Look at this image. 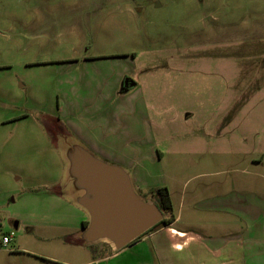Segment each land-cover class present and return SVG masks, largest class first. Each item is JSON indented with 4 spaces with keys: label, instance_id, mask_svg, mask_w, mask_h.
<instances>
[{
    "label": "rangeland",
    "instance_id": "374dc122",
    "mask_svg": "<svg viewBox=\"0 0 264 264\" xmlns=\"http://www.w3.org/2000/svg\"><path fill=\"white\" fill-rule=\"evenodd\" d=\"M249 2L30 0L24 31L22 20L0 28V240L12 231L14 243L32 244L31 225L45 235L39 227L54 222L45 214L73 207L72 198L69 205L48 192L67 196L66 181L76 190L71 167L79 147L122 167L145 203L157 205L151 191L167 187L176 214L185 222L196 217L201 231H217L202 226L216 221L213 214H195L196 204L233 187L263 197L264 162L247 167L264 152L263 135L259 142L231 135L216 142L215 136L221 121L246 123L222 116L231 97L241 102L253 95L260 57L232 50L230 38L220 53L225 38L214 21L227 27L250 21ZM124 74L125 81L138 80L137 101L92 102L108 80L115 86ZM118 117L105 141L91 127L95 119ZM123 122L133 125L125 129ZM246 168L254 174L242 173ZM10 255L1 250L0 264L16 262Z\"/></svg>",
    "mask_w": 264,
    "mask_h": 264
},
{
    "label": "crops",
    "instance_id": "0c3cea01",
    "mask_svg": "<svg viewBox=\"0 0 264 264\" xmlns=\"http://www.w3.org/2000/svg\"><path fill=\"white\" fill-rule=\"evenodd\" d=\"M249 4L253 6L251 12L254 16L250 18V21L239 23L238 20L231 23L230 27L220 22L219 18L214 21L216 33L220 39L225 38V42L220 44V53H223L225 46L230 45L226 42L230 38V42L234 44V46L230 45L232 50L237 52L240 48H246L251 51V54L261 58H258L256 76H253V95L249 98L244 97L241 102L238 99L233 101L231 97V102L227 104H232V108L228 112L229 107L226 104L227 113L222 116V119L226 116H231L235 120L240 118L246 120V123L234 122L235 124L229 126L225 120L221 121L216 127L215 136L216 142H218V136L222 139L223 136L230 135L232 137L250 136L252 139L257 137L255 142H259L261 140L259 137L263 135V149L264 0H250ZM218 69H222V73L226 72L222 62L218 64ZM126 77L127 75L124 74L115 86H112L111 80H108L97 93L98 97H94L92 102L99 98L103 99V103H113L120 99L124 103L137 101L135 97L138 93V80L134 81L129 78V87L126 88L124 80ZM222 102L223 99L219 106L220 112H222ZM239 106L242 111L238 117L236 111H239ZM108 119H95L91 126L96 131L102 130L103 141L108 136L110 120L111 125L113 122L119 124V117ZM255 121H261L263 128L259 129ZM132 125L123 122L122 127L126 129ZM239 130H241L240 133ZM216 146L219 148L222 145L216 144ZM263 162L264 152L259 154V157L251 158L247 167L252 169ZM248 168L242 173L254 174L248 171ZM59 181L62 182V179ZM48 194L51 198L71 204L69 199L56 188L49 190ZM49 212L45 214V217L53 218V224L39 227L45 235H36V225L29 227V234L33 238L32 244L12 241V246L10 244L8 247H3L0 240V251L6 250L11 257L16 258V262L13 259L9 264H264V196L260 197L258 193L255 194L249 190L233 187L229 194H220L214 199L206 200L193 207V212L197 215H200L198 212L206 213L208 216L214 215L215 225L205 222L206 224L202 226L206 228L216 226L217 231L215 232L198 230L196 227L199 223L193 219L196 217H190V222H185L182 215L174 211L175 220L172 224L157 228L141 240L119 251H115L113 246L106 241L93 245L78 243L76 236L82 233L84 224L89 223L90 219L89 214L81 207L74 204L73 207L61 211ZM181 223L188 229L177 228ZM15 229H18V225ZM47 232L56 234L50 237L47 236ZM74 237L77 243L70 240Z\"/></svg>",
    "mask_w": 264,
    "mask_h": 264
},
{
    "label": "water",
    "instance_id": "95a60500",
    "mask_svg": "<svg viewBox=\"0 0 264 264\" xmlns=\"http://www.w3.org/2000/svg\"><path fill=\"white\" fill-rule=\"evenodd\" d=\"M126 81V88L129 87ZM80 150L73 161L71 174L76 190L67 188L68 199L89 214V223L77 239L82 244L109 242L119 251L143 236L164 219L155 204L145 203L136 195L131 179L119 166L93 157ZM62 151V150H61ZM70 183V182H69Z\"/></svg>",
    "mask_w": 264,
    "mask_h": 264
},
{
    "label": "flooded vegetation",
    "instance_id": "af4514ba",
    "mask_svg": "<svg viewBox=\"0 0 264 264\" xmlns=\"http://www.w3.org/2000/svg\"><path fill=\"white\" fill-rule=\"evenodd\" d=\"M29 6L30 0H0V28L6 29L14 20H22L24 31L29 17ZM5 22L7 25L4 24ZM0 34L4 35V29Z\"/></svg>",
    "mask_w": 264,
    "mask_h": 264
},
{
    "label": "trees",
    "instance_id": "16d2710c",
    "mask_svg": "<svg viewBox=\"0 0 264 264\" xmlns=\"http://www.w3.org/2000/svg\"><path fill=\"white\" fill-rule=\"evenodd\" d=\"M152 192L155 193V195H156L157 206L159 207V209L164 214H168L169 217L164 218L162 220V222H160L158 225L153 227L151 230H149L147 233H145L143 236L138 238L136 241H134L130 245H132V244L136 243L137 241L141 240L145 235H147L150 232L155 231L157 228L162 227V226H168V225L172 224L174 222V220H175V217H174V214H173L174 206H173V202H172V198H171V194L169 192V189L167 187H163V188L158 189L157 191H151V193ZM87 225H88V223L84 224L85 227Z\"/></svg>",
    "mask_w": 264,
    "mask_h": 264
},
{
    "label": "built area",
    "instance_id": "2783aa9c",
    "mask_svg": "<svg viewBox=\"0 0 264 264\" xmlns=\"http://www.w3.org/2000/svg\"><path fill=\"white\" fill-rule=\"evenodd\" d=\"M13 239H14V233L13 232L8 233L1 239V245L3 247H8L12 243Z\"/></svg>",
    "mask_w": 264,
    "mask_h": 264
}]
</instances>
